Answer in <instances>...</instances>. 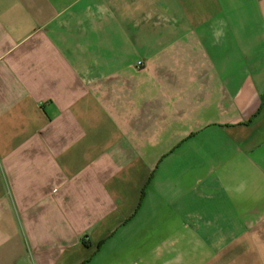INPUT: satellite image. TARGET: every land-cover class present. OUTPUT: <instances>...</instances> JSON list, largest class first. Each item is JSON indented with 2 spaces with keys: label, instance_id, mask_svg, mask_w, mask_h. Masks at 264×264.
Wrapping results in <instances>:
<instances>
[{
  "label": "crops",
  "instance_id": "crops-1",
  "mask_svg": "<svg viewBox=\"0 0 264 264\" xmlns=\"http://www.w3.org/2000/svg\"><path fill=\"white\" fill-rule=\"evenodd\" d=\"M0 264H264V0H0Z\"/></svg>",
  "mask_w": 264,
  "mask_h": 264
},
{
  "label": "built area",
  "instance_id": "built-area-1",
  "mask_svg": "<svg viewBox=\"0 0 264 264\" xmlns=\"http://www.w3.org/2000/svg\"><path fill=\"white\" fill-rule=\"evenodd\" d=\"M140 62V61H139Z\"/></svg>",
  "mask_w": 264,
  "mask_h": 264
}]
</instances>
